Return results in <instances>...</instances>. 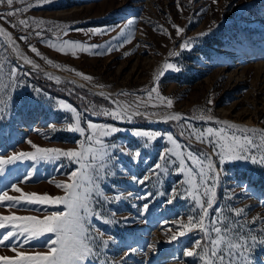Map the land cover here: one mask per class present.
Segmentation results:
<instances>
[{"label":"rangeland","instance_id":"1","mask_svg":"<svg viewBox=\"0 0 264 264\" xmlns=\"http://www.w3.org/2000/svg\"><path fill=\"white\" fill-rule=\"evenodd\" d=\"M28 2L35 4L36 0ZM24 6L14 3L13 8ZM8 10L7 4L0 5V13ZM28 18L51 22L43 25L45 38L54 39L60 35L62 39L82 41L86 45L99 47L89 51L76 50L75 57L71 55V50L65 49L68 54L64 55L36 37L35 32L41 29L32 25L31 21L27 29L22 26L11 27L7 22L15 23L17 19ZM129 21L133 23L125 33L128 42L118 46L120 30ZM172 24L185 28V32L177 37ZM0 25L11 34L14 41L9 42L0 35V62L4 64L5 74L3 83L10 82L7 73L15 66L20 70L19 78L26 85L15 90L9 87L6 93L0 91V100L7 105L6 113L0 117V154L8 156L13 152L34 151L27 141L44 148H76L84 138L66 130V122L71 119V113L61 108V101L82 114L85 128L87 122L92 121L123 129L110 137L109 142L125 146L126 151L130 150L133 154L136 150L141 152L139 162H134L130 155L115 152L112 163L116 174L102 181V188L109 197L121 192L124 195L118 201L100 200L97 210L105 217H112L114 212L112 218L116 223L105 224L96 218L91 220L93 226L105 233L104 239L109 235L114 239L106 248H98V256L87 264H118L125 252H129V255L122 264H196L192 258L183 257V250L199 238L198 232L193 231L177 241L169 242L178 230L175 221L183 219L187 223L188 215L198 214L193 212L195 206L191 199L177 198L172 204L167 203V193L174 186L179 187L183 195H187L183 192L186 186L181 183L184 176L177 173L175 168H170L168 173L158 179L153 177L144 185L135 183L132 176L143 177L148 174L149 169L158 161L159 153L172 147L167 134H171L183 146L185 156L188 150L197 154H211L209 145L201 144L194 136L189 138V132L193 129L202 131L214 126L211 122L205 123L195 118L201 108H211L210 114L216 119L248 128L264 129V0H216L215 3L213 0H179V7L177 0H53L52 3L33 7L18 17L0 20ZM93 29L97 30V34H91L90 30ZM101 31L105 34H99ZM64 32H67L66 36ZM29 33L31 36L27 42L20 39ZM200 33L207 34L201 36ZM189 38L193 40L191 50H181L180 44ZM29 45L36 47L41 55L31 52ZM110 46L115 50L107 51ZM12 49L28 55L39 68L64 73L74 79L60 74L57 82L55 76L20 66L12 57ZM125 52L130 54L125 55ZM170 52L178 55L170 56ZM45 58L60 67L50 66ZM166 63L178 65L180 71L165 69ZM31 71L46 79L51 76L50 80L55 83H66V86L57 87L65 91L66 95L77 94L79 104L46 91L37 84L38 76ZM161 71L165 74L159 77L158 82L154 81V76ZM76 72L91 76L93 80L86 81L77 76ZM153 86H157L163 96L173 101L170 109H139L155 119L141 115L135 116L129 123L111 116L91 114L94 106L97 110L101 107L116 109L115 105L91 88L113 91L124 104H135L137 100L158 104L159 101L155 99L148 100V90ZM74 87L84 89L107 103L95 101L77 92ZM209 99L213 101L212 104L207 103ZM170 110L181 112L183 119L165 121L156 117ZM153 112L157 115H150ZM50 125L56 130L53 131ZM134 129L165 135L144 147L143 139L132 135ZM215 163L218 168L224 169L216 187L215 207L224 209L225 215L229 216L230 207L246 208L249 221L253 217H264V166L243 161L223 166L219 165L218 160ZM77 167L66 159L55 164L41 162L33 165L31 161L18 163L0 179V189L9 185L8 194L19 196L20 193L11 190L10 184L22 180L27 171L31 170L32 178L27 183L17 184L24 193L63 196V190L55 184L70 183L69 175ZM123 169L127 170V174ZM129 192L133 195L128 196ZM148 192L152 193L148 200L136 198ZM160 192L166 195H160ZM144 203H149V210L143 218H139ZM63 210L62 205L22 204L19 207L0 206V215L43 218L53 211ZM251 227L255 232L264 228V223L258 220ZM244 231H247V227ZM51 239L55 237L48 234L38 241L25 244L23 249L19 247L22 242L19 241L17 250L28 254L46 252L45 245ZM150 244L156 245L154 251L149 249ZM4 255L14 257L15 252L10 247L0 246V256ZM250 258L252 264H264V245L253 247Z\"/></svg>","mask_w":264,"mask_h":264},{"label":"snow or ice","instance_id":"2","mask_svg":"<svg viewBox=\"0 0 264 264\" xmlns=\"http://www.w3.org/2000/svg\"><path fill=\"white\" fill-rule=\"evenodd\" d=\"M53 0H36V3H30L28 0H0V5L7 4L9 10L0 13V20H6L7 17L20 16L28 12L36 6L52 3ZM216 0H213L215 3ZM14 3L25 5L24 7L13 8ZM179 7V0H177ZM31 21L32 25L40 28L41 31H36V37H39L42 43L53 48L56 51L67 55L65 49L71 50V55H77L76 50L89 51L91 48L99 47L97 45H86L82 41H74L70 39H62L57 35L54 39L45 38L43 35V25L51 23L43 19H17L15 23L7 21L11 27L22 26L27 29ZM133 21H129L124 28H121L119 33L120 43L128 42V36L125 35L127 29L132 25ZM57 27H63L57 25ZM177 37H180L185 32V28L172 24ZM51 31V29H49ZM91 34H97V30H90ZM166 32V30H165ZM0 34L9 41H12L11 34L0 27ZM99 34H105L101 31ZM207 33H200L203 36ZM64 36L67 32L63 33ZM31 33L20 37L21 40L27 42ZM113 39H117L114 37ZM193 46L192 38L180 44L181 50H191ZM31 52L40 56L41 53L36 47L29 45ZM111 46L107 51H113ZM103 55L104 53H95ZM125 55L130 53L125 52ZM169 55H178V53L170 52ZM24 62L38 67L34 62L27 57H22ZM46 60L50 66L59 68V65H54L51 60ZM165 69L180 71L178 65L166 63ZM75 71L74 69H66ZM19 69L15 66L11 67L7 75L11 78L9 83H3L4 64L0 62V91L7 92L11 87L15 90L17 87H25L23 80L19 78ZM163 71L154 76V81L158 82L159 77L163 76ZM28 75V73H24ZM77 76H81L86 81H92L93 77L76 72ZM52 79V77H49ZM59 82V78H55ZM100 87H103L101 85ZM36 91H40L37 89ZM103 94V93H101ZM155 94V97H153ZM122 95H129L122 93ZM107 98V97H106ZM157 100L156 103H141L139 100L135 104H123L118 101L113 103L118 104L116 109H107L101 107L99 110L93 107L92 115L111 116L113 119L127 120L131 123L135 116L148 115L146 112H141L139 109L166 107L171 108L173 101L170 98L163 96L157 86H153L148 90V100ZM63 110L71 113V119L67 121L66 130L69 132L78 133L84 139L79 141L76 148L61 149V148H44L39 147L31 141H27L34 149L31 152H13L11 155L5 156L0 154V179L4 178L9 169L18 163L27 161L36 163H52L66 159L70 163L76 164L78 167L69 175L70 183H56L55 186L62 189L63 196H51L47 193L37 194L24 193L18 183H27L33 176V171H27V174L22 180L17 183H11L12 191L20 193L19 196L8 194L7 188L0 189V206L19 207L22 204L27 205H62L63 211H53L46 214L43 218L37 216H17L0 215V246L10 247L15 252L14 257L0 256V264H87L98 256V248L103 246L106 248L113 237L109 235L104 239L105 233L99 228L92 225V218L100 219L105 224H114L115 213L112 217H105L103 213L97 210V204L100 200H120L123 193H118L113 197H109L102 188V181L109 176H114L116 172L113 170V160L115 152L120 151L122 154H127L132 157L134 162H139L141 152L136 150L133 154L130 150L125 149V146L109 142V138L116 133L123 131L109 124H96L92 121L87 122L85 128L82 114L74 107L59 102ZM208 104L213 101L209 99ZM7 105L3 100H0V117L6 113ZM211 108L199 109V115L195 118L211 122L213 127H207L202 131L191 130L189 138L195 137V140L201 144L209 145L211 154L200 152L194 153L188 150L185 156L183 146L177 142L171 134H167V140L171 142L172 147L165 148L159 153L158 161L149 169L148 174L143 177L132 176V180L144 185L151 178H159L161 175L169 172L170 168H175L176 172L184 176L181 182L184 187L183 195L180 188L174 186L171 189L168 204H172L177 198L191 199L194 204L193 212L198 214H190L187 216V223L183 219L175 221L177 231L170 238L169 242L177 241L179 238L188 235L195 231L200 234L199 238L183 250L185 259L192 258L196 264H252L250 258L251 249L258 244L264 245V228L258 229L255 232L251 225H255L259 220L264 223V217H253L251 221L247 220L246 208L230 207L228 212L231 215H225L224 209L215 207L216 205V187L220 182L221 174L224 169L217 167L215 160L219 161V165L223 166L227 163L243 161L252 164L264 166V129L248 128L237 125L227 120H219L211 114ZM150 115H157L153 112ZM165 121L176 120L180 121L183 117L179 113H171L163 117ZM55 131V127L50 125ZM191 128V126H189ZM132 135L137 138H142L144 147H148L158 138H163L165 134L150 130L134 129ZM183 135V133H181ZM257 137L259 138L257 141ZM189 161L191 163H189ZM62 167V165H61ZM127 174V170H122ZM52 181H50L51 183ZM160 195H166L160 192ZM133 193L129 192L128 196ZM152 196L151 192L139 195L136 198L139 200H148ZM232 199L231 196L228 197ZM6 202V203H5ZM149 210V203H144L139 213V218H143ZM215 213L214 215L212 213ZM247 227V231H244ZM51 234L55 239H51L45 245L46 252H35L28 254L23 250H17V242L22 241L19 247L23 249L25 244H30L32 241H38L41 237ZM150 250H155L156 245H148ZM129 252H125L124 257L118 264H122Z\"/></svg>","mask_w":264,"mask_h":264},{"label":"bare ground","instance_id":"3","mask_svg":"<svg viewBox=\"0 0 264 264\" xmlns=\"http://www.w3.org/2000/svg\"><path fill=\"white\" fill-rule=\"evenodd\" d=\"M0 27H2V25H0ZM3 28V27H2ZM4 29V28H3ZM0 35H2L3 36V34H0ZM4 37V36H3ZM7 40V39H6ZM11 53H12V57H14L13 59L20 65V66H32L33 67V65H31V64H27V63H25L24 62V59L22 58V57H27L28 59H30L29 57H28V55H26L25 53H21V52H18L16 49H12L11 50ZM31 60V59H30ZM36 68H39V67H36ZM39 69H41V70H43V71H46V73L47 74H49V75H52V76H55V77H60L61 75H63V77L64 76H66V77H69V78H71V79H74L73 77H71V76H68V75H64V73H60V72H57V71H54V70H51V69H47V68H45V69H42V68H39ZM45 73V72H44ZM61 74V75H60ZM91 89H93V91L96 93V94H98V95H102V96H104V97H107V99L108 100H110L112 103H113V101H118L121 105H123L124 103H122L121 101H120V99L119 98H117L116 96H115V94H114V92L113 91H110V90H104V89H99V88H91ZM101 93H103V94H101ZM114 105H115V107L116 108H118V104H116V103H113ZM171 113H179L181 116H182V113L181 112H177V111H172V110H170V111H166V112H164V113H162V114H160V115H157L156 117L158 118H163L164 116H166V115H169V114H171ZM144 116H147V117H151V116H148V115H144ZM151 119H155V118H152L151 117Z\"/></svg>","mask_w":264,"mask_h":264},{"label":"trees","instance_id":"4","mask_svg":"<svg viewBox=\"0 0 264 264\" xmlns=\"http://www.w3.org/2000/svg\"><path fill=\"white\" fill-rule=\"evenodd\" d=\"M31 73L33 75H36L38 76L37 77V84L40 85L42 88H44L46 91H49L53 94H56V95H60V96H63V97H67L72 103H75L76 105L79 104V97L77 96V94L73 95L72 93H70V95H66L65 94V91L59 89L57 86L58 85H65L66 86V83H55L53 82L52 80L50 79H46L45 77L39 75V74H36L35 72H32ZM76 89L77 92H81L83 93L85 96H89L90 98L94 99L95 101H99V102H103V103H107L105 100L97 97V96H94L90 93H88L86 90L84 89H80L78 87H74Z\"/></svg>","mask_w":264,"mask_h":264},{"label":"water","instance_id":"5","mask_svg":"<svg viewBox=\"0 0 264 264\" xmlns=\"http://www.w3.org/2000/svg\"><path fill=\"white\" fill-rule=\"evenodd\" d=\"M5 41V40H4ZM6 42V41H5ZM7 43V42H6ZM28 67H30V68H32L33 70H36V71H38V72H40V73H46V71H43V70H41V69H39V68H34V67H32V66H28ZM70 81H73L74 82V80H70ZM89 90V89H88ZM102 98H104V99H107V98H105V97H103V96H101ZM108 100V99H107ZM111 104H113L110 100H108ZM114 105V104H113Z\"/></svg>","mask_w":264,"mask_h":264}]
</instances>
